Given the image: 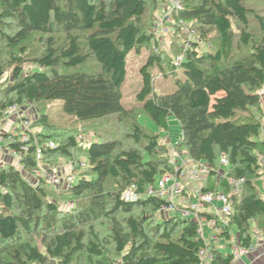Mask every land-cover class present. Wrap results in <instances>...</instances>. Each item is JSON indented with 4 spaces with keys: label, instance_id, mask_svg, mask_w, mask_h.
Returning a JSON list of instances; mask_svg holds the SVG:
<instances>
[{
    "label": "trees",
    "instance_id": "obj_1",
    "mask_svg": "<svg viewBox=\"0 0 264 264\" xmlns=\"http://www.w3.org/2000/svg\"><path fill=\"white\" fill-rule=\"evenodd\" d=\"M171 1L0 0V79L11 72L10 81L0 86V119L12 107L59 100L63 113L80 123L114 118L125 126L123 138L137 146L124 148L121 139L108 138L115 134L108 128L99 130L97 142L86 148L75 136L57 140L48 133L51 125L44 114L30 124L26 141L14 133L0 134L19 157L18 166H0V264H72L83 257L90 264H115L117 259L120 264H199L204 247L211 264H231L232 255L205 245L195 220L178 213L156 219L165 200L121 199L130 185L143 193L173 171L158 135L144 132L121 103L128 55H140L151 45L139 70L141 110L161 131L168 130L169 118L179 123L177 149L206 164L209 179L223 171L222 156L229 164L227 177L244 179L240 198H231L226 224L217 221L221 235L229 240L235 229L246 248L252 222L264 234V198L256 186L259 179L264 185L257 94L264 87V16L244 0H177L182 9L168 14L174 21L169 62L151 29L154 11ZM180 56L183 61L175 66ZM164 62L170 73L182 70L169 95L154 93L150 74L156 67L165 75ZM89 63L97 70H86ZM61 159H83L88 170L55 194L34 174L51 172ZM56 197L73 207L61 210Z\"/></svg>",
    "mask_w": 264,
    "mask_h": 264
},
{
    "label": "rangeland",
    "instance_id": "obj_2",
    "mask_svg": "<svg viewBox=\"0 0 264 264\" xmlns=\"http://www.w3.org/2000/svg\"><path fill=\"white\" fill-rule=\"evenodd\" d=\"M245 5L247 7L254 8L256 12L264 16V0H244ZM170 5L163 4L160 5L159 8L154 11L153 15V27L151 32L154 34L155 42H157L156 47L161 49L165 55L168 56V61L170 62L171 58L174 57L171 50V37L173 35V31L170 30L171 26L174 25V21L172 18H168V14H170ZM252 23V20H251ZM152 45L141 51L140 55H136L135 53H130L127 57V74L125 77V81L121 86V94L122 99L121 103L126 110H132V114L135 117L136 121L143 126L144 132L155 133L159 137V141L164 144L167 149L168 153H172L176 158H181L185 155L184 151L177 149V144L181 138L182 133L180 129L179 123L174 118H169L168 120V130L161 131L157 128V126L150 120V118L143 113L141 110V104L136 99L137 93L140 91L142 86L141 75H140V68L146 63L147 57L152 52ZM171 57V58H170ZM167 62V61H166ZM166 62L163 63V68L165 69V75L161 74L160 70L156 67H153L150 70V74L153 77L154 82V93L161 94V95H169L172 94L176 89L175 81L177 79H182V70L177 68L175 73H170V69ZM86 70L96 71V67L93 63H89ZM11 72L10 69L6 70L4 76L0 79V86L3 85L8 81H10ZM264 88V87H263ZM9 110V109H8ZM5 111L4 116L0 119V134L7 133L17 134L19 139L22 137L20 134L19 128L21 127V123L19 122V118H24L28 120L29 124L33 123L38 117V114H44L48 118V122L51 125V129L48 133L53 134L54 136L58 137L57 140H61L67 136H75L78 140L80 147H88L91 142H97L95 134L99 130H107L108 133H115L108 138L112 139H121L124 148H137L130 140L124 139V134L126 130L124 129L125 126H120L118 122L114 121L113 119H108L106 121L94 122V123H80L75 121L73 118L66 116L62 110V102L59 100H54L51 102H43V103H25L22 106H16L15 109H12L11 112ZM118 123V124H117ZM30 129V125L29 128ZM15 131H17L15 133ZM41 131L40 129H32V132ZM48 131V130H47ZM46 131V132H47ZM148 132V133H149ZM61 136V137H59ZM263 136L260 134L259 140H262ZM0 154H1V165H14L18 166L19 164V157L17 155H13L10 153V149L8 148L7 141L0 137ZM183 154V155H182ZM181 155V156H180ZM187 157V156H186ZM181 159H184L181 158ZM80 163H76L78 165L77 168H72L71 164L72 161L60 160L58 161V166L54 168L51 172L48 170L46 171L48 175L49 173L55 175L57 178V183L52 184L54 180H52L53 176H43L46 185L55 190V194L60 193L61 191H65L68 189V182H70V178L73 179V183H76L80 174L85 173L88 169L86 163L83 159L79 160ZM84 164V165H82ZM40 168L42 166L39 164ZM191 166V165H190ZM184 164L183 170L188 173L192 168ZM48 168V167H46ZM226 170V169H225ZM205 176H202L196 180L185 176L181 181L180 186L182 185L185 189L182 191L181 195H173L171 198L176 204V200L183 201L184 195L190 194L187 190L192 191L195 199L197 198L198 188L200 184L204 181ZM33 183H36V179H33ZM148 188V187H147ZM188 196V195H187ZM192 197V195L190 196ZM57 198V197H56ZM193 198V197H192ZM59 200V205L61 210H69V206L72 204L70 202H64L62 199L57 198ZM183 202L179 203L180 209H182ZM190 205H195V203H190ZM172 214V213H169ZM162 216H167L162 212L157 213L155 218L158 220L162 219ZM188 220V219H187ZM102 229V228H101ZM210 228L205 224L203 238L210 241L211 235H208ZM101 235H104L101 233ZM37 237V236H36ZM36 244L38 247L43 250L41 245L40 238H35ZM108 248H110L108 246ZM112 253V252H111ZM112 255V254H111ZM120 260L117 259L116 262ZM48 264H57L55 260H50ZM72 264H90L84 257L74 261Z\"/></svg>",
    "mask_w": 264,
    "mask_h": 264
},
{
    "label": "built area",
    "instance_id": "obj_3",
    "mask_svg": "<svg viewBox=\"0 0 264 264\" xmlns=\"http://www.w3.org/2000/svg\"><path fill=\"white\" fill-rule=\"evenodd\" d=\"M182 9V4L177 1H171L170 3V12L171 11H180ZM190 35V34H189ZM174 65L178 66L180 63L183 61L182 57H176L174 60ZM259 98H260V103H261V108H262V119H261V125H264V88L260 89L257 92ZM12 109H15V107L10 108L8 111L9 113L11 112ZM19 122L21 123V127L19 128L20 134L22 137L20 138V141H26L28 139L27 135V130L29 128V122L28 120H25L24 118H19ZM261 126V127H262ZM262 130V128H261ZM49 147L53 148V144L49 143ZM21 150L26 152V147H23ZM13 155H17L14 151H10ZM175 155V154H174ZM172 153H168L167 155V161L168 164L172 167V172L171 173H165L162 176L159 177V179L155 182L153 186H149L146 188V190L143 193L137 192V187L135 185H130L128 188H126L123 193L121 194V199L125 202H133L137 201L139 199H143L146 197H157L160 199H163L166 201V205H164L161 208V211L163 214L168 215L169 213H178L181 219H193L195 220L198 225H199V235L203 239V223L204 220L200 218L199 212L200 208L205 206V205H213L215 202L220 204V208L214 210V213L216 214V219H211L207 221L208 225L213 229L217 230L219 229L217 227V221L221 224H226V219L227 217L231 214V198L232 196L236 197L237 199L240 198L242 194V187L244 185V179H234L231 177H227V174L225 171L219 172L218 176L222 178L228 188H229V193L225 194L223 192H213V191H206L203 192L202 189L200 188L198 190L197 198H196V203L195 205H183L182 209H177V205L171 198L173 195H181L182 191L185 189L181 184V181L185 176L192 178L194 180L205 176L207 177L209 174V167L204 164V163H199L191 160L190 158L186 157V155H183L184 159L181 158H176ZM181 156V155H180ZM37 159L40 158V152L37 150L36 154ZM184 164L190 166L192 169L186 173L183 170ZM220 164L223 169H228V161L225 158V156H222L220 159ZM84 165V164H82ZM72 168H77L78 165L76 163L71 164ZM50 175L47 174L46 171H38L35 172L34 176H53L52 184L57 183V178L55 175L49 173ZM260 174L264 175V161L263 165L260 169ZM40 177V176H39ZM73 183V179L70 178V182H68V187L70 184ZM73 207V204L69 206V209ZM259 241L264 243V234L261 233V235L258 237ZM229 241L232 242V254L234 257H240L243 255H247L252 251L251 247H241V246H236L234 244V240L229 238ZM115 264H120L119 261H117ZM199 264H211V258L208 252V249L206 247L202 248L201 251L199 252Z\"/></svg>",
    "mask_w": 264,
    "mask_h": 264
},
{
    "label": "crops",
    "instance_id": "obj_4",
    "mask_svg": "<svg viewBox=\"0 0 264 264\" xmlns=\"http://www.w3.org/2000/svg\"><path fill=\"white\" fill-rule=\"evenodd\" d=\"M261 134L263 136L262 141H264V125L262 126V130H261ZM178 144V143H175ZM0 161H1V154H0ZM223 171L227 172V169H223ZM220 179L219 177H215L212 179H209V177H205L204 181L202 182V184H200V186L198 188H205V187H209L212 186L214 187L213 192H223V187L220 185ZM256 186L261 194V196L264 198V185L261 179L256 181ZM190 194L187 193V195H184L183 201H179V203L183 202V205H190V203H196V199L195 196L193 195L192 191L189 190V188L187 189ZM192 195V197H190ZM179 203L176 200V205L177 207H180ZM220 208V204L215 202L213 205H205L203 207L200 208V212H199V216L202 215H211L214 216L213 219H216V214L214 213V210L219 209ZM180 209V208H178ZM169 216H173L175 215V213L172 214H168ZM201 219L204 220L203 223V232H204V226L205 224L208 226V228H210V231L208 233V235H211L210 241L206 240L203 238V241L205 243L206 246H209L212 249H215L223 254H229L232 255V242L227 240L225 237H223L221 235V229H217L216 231L213 230L207 223V220L203 217H200ZM251 240H250V246L252 248V251L247 254V255H243L240 257H234L233 256V261L231 262V264H264V243H262L261 241H259L258 237L261 235L260 230L257 229L256 225L254 222L251 223ZM230 238L233 239L234 244L236 246H240V242H239V236L238 233L235 229H232L230 231Z\"/></svg>",
    "mask_w": 264,
    "mask_h": 264
}]
</instances>
